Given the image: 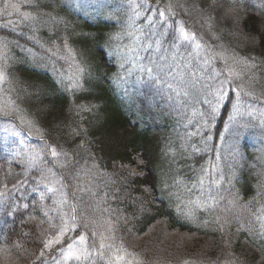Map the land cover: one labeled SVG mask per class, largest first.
Listing matches in <instances>:
<instances>
[{"label": "trees", "instance_id": "16d2710c", "mask_svg": "<svg viewBox=\"0 0 264 264\" xmlns=\"http://www.w3.org/2000/svg\"><path fill=\"white\" fill-rule=\"evenodd\" d=\"M0 73V264H264V0H0Z\"/></svg>", "mask_w": 264, "mask_h": 264}, {"label": "snow or ice", "instance_id": "6c2138e0", "mask_svg": "<svg viewBox=\"0 0 264 264\" xmlns=\"http://www.w3.org/2000/svg\"><path fill=\"white\" fill-rule=\"evenodd\" d=\"M169 8H171V5H169ZM160 15L163 17L164 13L161 12ZM171 15L174 16L175 13L172 12ZM178 33H179V38L182 39L183 41L193 42L195 40V34L189 33L188 31H186L184 26H183V23L180 24L179 29H178ZM196 47L197 48L200 47L199 43H196ZM149 71H151V69H149ZM230 75H231V73H230ZM3 79H4V74L0 73V81H2ZM216 95L219 97V100H218L216 105H212L211 112L209 113V119H213V120L215 119V114L218 110V107L220 106L219 101H223L225 99L226 93L224 92V89L221 87L220 89L217 90ZM237 95H239V94H237ZM205 102L209 103L211 105V101H205ZM201 115H203V113H201ZM51 155L54 157L58 155V153L56 152V150L54 148L51 149ZM49 190L53 191L54 189H49ZM64 236H65V230L61 229L59 235L55 239L48 240L44 246L46 248L51 249L54 245L60 244L62 241V238ZM79 243L81 245H86L87 244V238L84 236H80L79 237ZM93 246H95V245H93ZM103 247H105V245L101 242L99 245V248H103ZM73 248H74V244H69V250L67 253V258H75V259L79 260L82 257L87 259L88 257H90L92 255L91 250L88 247H84L83 250L80 251L79 253H77L76 251H73ZM98 254L100 255L101 258H103V255H104L103 252H99ZM41 255H43V253H41ZM123 259L124 258L122 256H116L115 257V261H123ZM109 264H114V262L110 261ZM185 264H188V262H185Z\"/></svg>", "mask_w": 264, "mask_h": 264}, {"label": "rangeland", "instance_id": "374dc122", "mask_svg": "<svg viewBox=\"0 0 264 264\" xmlns=\"http://www.w3.org/2000/svg\"><path fill=\"white\" fill-rule=\"evenodd\" d=\"M12 130V129H9ZM14 132V137L10 141V149L15 154H20L21 157L25 158V161L27 163L31 162L34 163L37 161L36 154L34 152H31L27 146V139L24 137L23 133L20 132V130H12ZM62 185V182L60 181V178L53 172H45L42 176V179L38 186V193L41 197L45 198V195L49 192L54 193L57 192L60 189V186ZM49 189H54L53 191H50ZM42 198V199H43ZM210 202H212V199L210 198ZM264 219V215H263ZM77 253L79 251L77 250Z\"/></svg>", "mask_w": 264, "mask_h": 264}]
</instances>
